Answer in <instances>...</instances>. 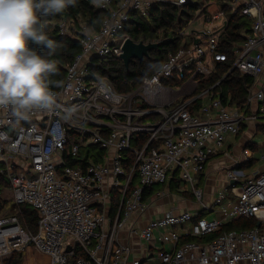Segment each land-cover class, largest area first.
Returning <instances> with one entry per match:
<instances>
[{
	"label": "built area",
	"instance_id": "built-area-1",
	"mask_svg": "<svg viewBox=\"0 0 264 264\" xmlns=\"http://www.w3.org/2000/svg\"><path fill=\"white\" fill-rule=\"evenodd\" d=\"M94 1L105 17L98 30L81 25L82 51L55 91L60 107L26 121L0 111V177L10 184L13 204L28 205L38 214L36 233L26 230L17 215L0 216V264L14 253L25 256L30 248L47 256L49 264H264V151L262 168L251 172L244 168L254 159L247 148L226 172L228 186L210 202L198 185L229 135L251 129L249 144L259 135L261 142L254 145L264 147V0L205 2L195 20L203 15L209 28L189 30L191 21L179 31L178 50L128 93L92 73V59L119 58L132 13L147 17L157 4L182 7L192 0ZM223 7L251 21L250 32L234 46L232 70L252 79L242 105L225 97L222 80L198 92L216 64L227 60L220 50L227 26ZM56 25L61 35L76 38L70 20ZM143 134L148 141L134 146ZM100 149L105 153L96 161ZM126 151L134 154L129 169ZM177 171L201 210L218 208L216 217L167 212L143 228L136 226L134 218L148 208L146 191ZM111 188L120 195L114 217L100 208L110 201ZM239 219H255L257 225L199 241ZM123 232L142 244L122 242Z\"/></svg>",
	"mask_w": 264,
	"mask_h": 264
},
{
	"label": "trees",
	"instance_id": "trees-1",
	"mask_svg": "<svg viewBox=\"0 0 264 264\" xmlns=\"http://www.w3.org/2000/svg\"><path fill=\"white\" fill-rule=\"evenodd\" d=\"M116 2L118 0H115ZM216 0H192L182 7H178L169 3H160L155 5L147 17L139 13H132L126 24L123 34L130 37L136 43H160L158 49L150 53L149 58L144 60H133L127 68L123 61L118 57L108 56L105 58H93L91 63L92 73L107 78L112 82L115 89L119 93H128L136 89L142 82L143 75H153L161 67L162 63L168 58L171 53H175L182 43L179 31L186 28L190 22L196 17V13L205 2ZM227 17V26L220 35V50L227 56L225 62L216 64V70L211 76L205 78L198 92L207 88L216 82L222 80L225 97L230 96L232 103L242 105L247 99V88L252 84V79L232 70L235 50L234 46L240 44L245 35L250 32L251 21L246 17H241L235 14L231 9L223 7ZM105 14L97 9L94 0H76V5L68 7L63 13L50 16H41L42 22L46 23V32L50 39L57 42L55 54L48 57L57 64V73L50 77L54 81H63L66 78L67 67L72 64L75 57L82 51L80 41L77 37L80 36L81 25H86L89 29L98 30L102 24ZM60 19L70 20L75 26L74 34L76 38L63 36L58 30L56 22ZM79 32V33H78ZM41 55H46L47 50L43 47L31 45ZM225 77V78H224ZM224 78V79H223ZM59 87H52V91H56ZM147 134L140 135L136 138L134 146H142L148 141ZM127 163L126 168H130L134 164V154L132 151H126ZM103 150H99L96 161L102 160L104 155ZM178 177L173 179L171 189H176ZM136 180L131 185L135 187ZM10 189L8 180L0 177V215L4 212L7 206V200L3 196L4 191ZM146 194V193H145ZM19 209L18 214L12 213V210ZM8 211V210H7ZM11 215H17L22 226L36 233L38 231V214L28 205L13 207L8 211ZM207 214L204 210L198 213L197 219L204 217ZM257 225V220L239 219L233 222H228L216 234L207 237L210 240L218 234L236 229V228H253ZM186 240L193 241L194 238ZM200 240V239H199ZM22 253H14L5 264H22ZM70 264H74V260Z\"/></svg>",
	"mask_w": 264,
	"mask_h": 264
},
{
	"label": "clouds",
	"instance_id": "clouds-1",
	"mask_svg": "<svg viewBox=\"0 0 264 264\" xmlns=\"http://www.w3.org/2000/svg\"><path fill=\"white\" fill-rule=\"evenodd\" d=\"M75 5L76 0H0V111L26 121L60 107L59 95L51 89L63 81L50 79L57 64L48 58L58 44L47 35L41 16ZM31 45L46 49V55Z\"/></svg>",
	"mask_w": 264,
	"mask_h": 264
},
{
	"label": "crops",
	"instance_id": "crops-1",
	"mask_svg": "<svg viewBox=\"0 0 264 264\" xmlns=\"http://www.w3.org/2000/svg\"><path fill=\"white\" fill-rule=\"evenodd\" d=\"M199 18L200 17L196 20ZM196 20L193 19L192 22ZM202 30H204V28L197 31ZM251 134L252 130L247 129L239 136L229 135L224 148L211 158L207 163L205 171L199 175L198 185L200 187H205L203 191L206 202H210L220 190L228 186L226 172L234 165L235 160L245 155V150L247 148L253 150L254 159L251 164L244 168L251 172L255 169H259L256 168V162L260 161V155L263 153L264 147L260 145L255 147L254 145L258 144L256 143V137L259 135H255L252 142L249 144L247 140ZM260 168H262V166ZM175 177H178L179 182L176 183V189H171V184ZM218 181L221 182L220 185H218ZM110 192V201L105 205H101L100 208L105 214L114 217L119 205L120 195L117 189L111 188ZM145 201L148 204L146 212L134 218L136 220V226L139 228L145 227L149 220L159 218L167 212L181 213L189 211L198 214L201 211V204L195 195L187 187H183L178 171L175 172L165 184L155 185L148 189L145 194ZM120 238L122 242H130L135 246L142 244L137 238L129 239L126 232L121 233ZM29 254H31L29 258L30 264H49V258L47 256L38 253L34 254L33 252Z\"/></svg>",
	"mask_w": 264,
	"mask_h": 264
},
{
	"label": "rangeland",
	"instance_id": "rangeland-1",
	"mask_svg": "<svg viewBox=\"0 0 264 264\" xmlns=\"http://www.w3.org/2000/svg\"><path fill=\"white\" fill-rule=\"evenodd\" d=\"M204 6H205V3L200 7V9H199V11L198 12H200L203 8H204ZM212 12L213 11H215L214 9L213 10H211ZM198 12L196 13V16H197V14H198ZM200 18L198 19V20H196L194 23H192L191 25H190V27H189V30H195V31H197V30H199V29H208L209 28V22H207V20L205 19V17L203 16V15H200L199 16ZM194 20H195V18H194ZM222 22H216V24H218V25H220ZM184 96V95H183ZM261 142V138H260V136H258V137H256V143H260ZM257 156H258V153H257ZM262 161H257L256 162V168H260L261 166H262ZM221 184V182L220 181H218V185H220ZM203 190L205 189V187H201ZM3 196L5 197V199L8 201L7 202V206H6V209L8 210V211H10V209L13 207V205H15V204H13V202H14V200H13V193H12V191L10 190V189H8V190H6V191H4V193H3ZM16 206V205H15ZM16 208H17V206H16ZM7 210H5L4 212H2V214L0 215V216H4V215H10V214H6V213H9ZM218 210V208H216V209H214V212H211V213H207L205 216H204V218L205 219H213L214 217H216V214H215V212ZM13 214L15 213H17L18 214V212H19V209H16V210H12L11 211ZM236 229H239V228H236ZM199 241H202V242H205V241H207V238H205V239H201V240H199ZM31 252H33L34 254L35 253H38L36 250H34L33 248H30L27 252H25V256L23 257V261H22V264H30L29 263V261H30V257H31V254H29V253H31ZM38 254H40V253H38ZM143 264H150L149 262H145V263H143Z\"/></svg>",
	"mask_w": 264,
	"mask_h": 264
},
{
	"label": "water",
	"instance_id": "water-1",
	"mask_svg": "<svg viewBox=\"0 0 264 264\" xmlns=\"http://www.w3.org/2000/svg\"><path fill=\"white\" fill-rule=\"evenodd\" d=\"M160 43H136L130 37H127L122 45V53L119 56L128 68L133 60H144L150 57V53L159 48ZM260 224L258 223V226Z\"/></svg>",
	"mask_w": 264,
	"mask_h": 264
}]
</instances>
